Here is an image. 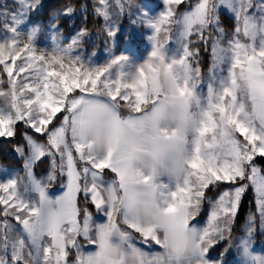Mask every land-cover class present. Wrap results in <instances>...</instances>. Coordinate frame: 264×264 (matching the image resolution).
<instances>
[{"label": "snow or ice", "instance_id": "snow-or-ice-1", "mask_svg": "<svg viewBox=\"0 0 264 264\" xmlns=\"http://www.w3.org/2000/svg\"><path fill=\"white\" fill-rule=\"evenodd\" d=\"M40 7L0 9V140L23 162L0 169V264H226L230 247L264 264V0ZM125 13L148 30L139 62L109 47ZM90 17L102 63L83 52Z\"/></svg>", "mask_w": 264, "mask_h": 264}, {"label": "trees", "instance_id": "trees-1", "mask_svg": "<svg viewBox=\"0 0 264 264\" xmlns=\"http://www.w3.org/2000/svg\"><path fill=\"white\" fill-rule=\"evenodd\" d=\"M65 0H41V7L39 9V12L36 13L32 18L34 20H47L49 17L52 16L53 12L60 7L61 4H63ZM74 2L79 6L80 3H83L84 0H74ZM89 4H91V0H87ZM13 1L10 0H3V2L0 0V9L4 8L5 6H12ZM125 17V16H124ZM122 19V26L117 33V42L113 47V50L118 52L121 50L123 41L125 37L129 34L127 29L125 28L126 26V18ZM227 15L222 14V19H226ZM54 22V21H53ZM79 23V19L76 21ZM62 25H64V31L67 32L69 30L70 24L69 21L64 20L61 21ZM103 23L102 19L96 20L93 18H89L87 27L90 30V37L88 38L87 42L83 46V52L86 56H92V58H103L104 53L106 51V45H105V37L103 35H99L96 32V29ZM110 47V45H109ZM93 53L95 55H93ZM138 54H143L144 50L143 49H138L137 50ZM209 55L210 53L208 52H202L201 53V59H202V67L204 70H207L208 67V62H209ZM16 142H19V138L17 139ZM0 163L9 167V168H16L22 165V160H20L19 156L14 152V144L12 143H5L3 140H0ZM40 164L37 165L36 170H39ZM255 208V198L252 194L251 190H248L241 199V203L239 206L237 218L234 223V232L233 235L238 234L240 231V227L242 225V222L244 221L246 214L249 213L250 211H254ZM201 222H202V217H198ZM222 244H220L221 246ZM219 251V249H217ZM231 258V257H230ZM229 258H226L228 260Z\"/></svg>", "mask_w": 264, "mask_h": 264}, {"label": "rangeland", "instance_id": "rangeland-1", "mask_svg": "<svg viewBox=\"0 0 264 264\" xmlns=\"http://www.w3.org/2000/svg\"><path fill=\"white\" fill-rule=\"evenodd\" d=\"M1 1L3 2V0H1ZM10 1L14 2V0H10ZM133 3L152 4V8H151L152 14H156L163 9V0H133ZM223 13L226 14L227 16L229 15V13H227L226 10ZM123 17L126 18L125 20L127 22H126L125 28L129 32V34L125 37L121 50L118 52H116V51L115 52L118 54L124 53V54L128 55L133 61H137V62L142 61L144 59V57L147 55V53L151 47L150 41L148 39V30L144 26L134 24L132 22V20L129 18V16L127 15V13H125V15H123L120 19L119 30L121 28H123V26H122L123 25L122 24ZM22 27H23V25H22ZM117 33H116V36L114 38L113 43L110 44V47H112V48L114 47V45L117 42V39H118ZM137 49H143L144 53L138 54ZM106 56H107V52L104 53L103 58L97 59L94 57L93 59L97 62L102 63L104 61V59L106 58ZM22 164H23V162H22ZM5 167L8 169L9 173H14L15 171H19L21 174L23 173L22 165L19 167H16V168H9V167L0 163V169L5 168ZM38 168H39L38 171L35 169L36 174L37 175H43L44 172L46 171V168L42 165H40ZM54 187L58 188V186H54ZM252 194L255 198V195L253 192H252ZM248 214L249 213H247L246 216ZM200 217H202V219H203L202 222L198 217H197V220L201 224H203L207 218V207H205V209L202 211ZM244 221H245V219H244ZM244 221L242 222V225H243ZM238 235H240V232L238 234H235L234 236H238ZM261 239L262 238L258 235L256 238V241H255L253 251L264 252V245L261 244ZM221 244L222 245L220 246L219 250L223 249L225 246L223 243H221ZM225 257L229 258L228 260H226V264H242L241 255L238 253V251L235 247H230L228 249V251L225 253Z\"/></svg>", "mask_w": 264, "mask_h": 264}, {"label": "crops", "instance_id": "crops-1", "mask_svg": "<svg viewBox=\"0 0 264 264\" xmlns=\"http://www.w3.org/2000/svg\"><path fill=\"white\" fill-rule=\"evenodd\" d=\"M140 246L143 247L145 250H150V251H158L159 250V247L158 248H155V247L147 248V245H145V244H141Z\"/></svg>", "mask_w": 264, "mask_h": 264}]
</instances>
